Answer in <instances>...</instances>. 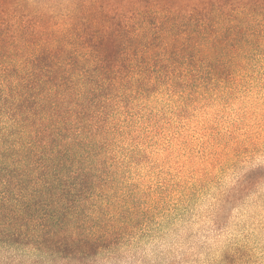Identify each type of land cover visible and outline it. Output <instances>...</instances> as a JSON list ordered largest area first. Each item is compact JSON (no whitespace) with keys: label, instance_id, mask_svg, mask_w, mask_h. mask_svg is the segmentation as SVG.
Segmentation results:
<instances>
[{"label":"trees","instance_id":"obj_1","mask_svg":"<svg viewBox=\"0 0 264 264\" xmlns=\"http://www.w3.org/2000/svg\"><path fill=\"white\" fill-rule=\"evenodd\" d=\"M0 5V264H252L233 245L161 251L206 183L143 164L162 99L200 102L264 64V0ZM263 183L264 167L241 176L215 226Z\"/></svg>","mask_w":264,"mask_h":264},{"label":"rangeland","instance_id":"obj_2","mask_svg":"<svg viewBox=\"0 0 264 264\" xmlns=\"http://www.w3.org/2000/svg\"><path fill=\"white\" fill-rule=\"evenodd\" d=\"M5 1L8 0L0 3ZM256 30L264 28L255 26ZM256 42L264 50V40L259 37ZM261 63L251 70L239 71L235 80H225L218 88L208 87L206 99L200 102L178 98L169 107L165 99L161 100L157 132L146 138L148 150L143 168L175 182L206 183L189 186L198 191L177 226L178 236L186 239V244L182 247L184 240L170 238L161 251L169 253L181 246V250L195 252L202 259L207 251L217 254L223 247L233 245L252 254L254 264H264V183L223 214L217 227L212 218L219 199L241 176L264 167ZM145 252L152 254V248L147 247ZM194 259L184 264L200 263L192 262Z\"/></svg>","mask_w":264,"mask_h":264}]
</instances>
